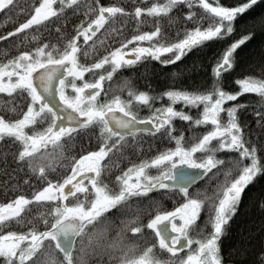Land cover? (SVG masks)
I'll use <instances>...</instances> for the list:
<instances>
[{
    "label": "snow or ice",
    "instance_id": "snow-or-ice-1",
    "mask_svg": "<svg viewBox=\"0 0 264 264\" xmlns=\"http://www.w3.org/2000/svg\"><path fill=\"white\" fill-rule=\"evenodd\" d=\"M256 9L261 10L258 18L249 15ZM0 10L14 12L19 20L0 35V41H14L17 51L0 62V93L19 97L15 107L0 114V140L14 137L18 142L12 154L23 177L19 184L32 188L31 194L21 190L0 202V264H84L86 250L110 252L115 264H234L231 254L227 261L222 255L221 238L238 213L246 189L264 180V141L247 139L241 122L243 110L248 108L264 129V0L234 4L152 0L148 6H141L140 0H59V7L54 0H26L23 5L19 0H0ZM81 12L68 28L69 19ZM241 16H247L250 30L224 45L212 63L211 85L170 86L156 93L151 85L148 90L138 89L125 77L121 87H127V98L104 89L105 78H112L125 65H135L148 56L163 65L179 64L182 57L206 43L234 36L235 21ZM149 19L152 29L141 30ZM117 21L119 27H111ZM131 25H135V34L124 38ZM173 26L176 35L170 34ZM43 31L47 34H41ZM113 35L122 42L105 45L104 39ZM253 41L259 49V74L238 78V91L226 90L222 74L236 71L239 56L245 54L241 49ZM93 44L100 45L103 55L95 58L94 53V62L81 63L78 53L83 50L87 55ZM109 65L110 70L105 71ZM95 70L100 74L84 80L85 73ZM180 72L174 70L173 76ZM246 92L258 94L259 100L236 102ZM162 97L168 103L153 106ZM176 101L182 102L179 110L173 107ZM201 104L197 115L183 109V105ZM142 105L148 107L147 115L134 110ZM174 117L188 121L189 129L207 126V122L211 126L186 138L183 130L177 134ZM26 126H32V131H26ZM143 134L159 137L161 147L152 155L141 153V158L135 153ZM165 141H174V146H165ZM76 142L80 148L65 156ZM49 144L53 152L38 151ZM221 150L238 155L220 156ZM113 157L126 160L127 166L113 163ZM105 160L109 162L102 163ZM177 164L181 165L178 169ZM58 165L57 178H53L50 170ZM213 177L216 184L211 185V192L207 185L194 189L197 181ZM154 190L171 195L174 206L160 210L158 202L150 199ZM5 193L7 197V189ZM258 199L264 212V183ZM145 201L155 207V214L148 207L145 215ZM33 204L45 208L32 212ZM205 210L201 224L198 218ZM116 217L120 218L115 225L119 231L105 244L103 238ZM160 221H168L171 231L162 229ZM21 225L22 230H17ZM146 230H154V237L142 250L123 242L125 233L138 238ZM243 240L241 235L230 252L239 251L241 264H264V237L252 261H248L249 248L241 244ZM156 245L167 250V259L153 255Z\"/></svg>",
    "mask_w": 264,
    "mask_h": 264
},
{
    "label": "trees",
    "instance_id": "trees-1",
    "mask_svg": "<svg viewBox=\"0 0 264 264\" xmlns=\"http://www.w3.org/2000/svg\"><path fill=\"white\" fill-rule=\"evenodd\" d=\"M21 5H23L26 0H19ZM28 3L31 0H27ZM128 2V0H125ZM152 0H140L141 6H148ZM210 3L214 2V0H209ZM221 3L225 4H234L236 2H243V0H220ZM54 4L59 7V0H54ZM203 11L202 8L199 9ZM259 9L253 10L252 13L249 15L253 16L254 18H258L260 15ZM77 14L76 17L69 19L68 21V28L72 27V24L76 22L79 15ZM247 16H241L235 21V35L230 36L228 39L223 41H212L206 43L204 47H201L198 51L193 50L190 54H186L185 57L181 58L179 64L173 62L172 65H163L160 61L152 58L145 57L141 61H139L135 65H125L122 69H117L113 73L112 78H105L103 84L104 89L110 90L113 94H122L127 98L128 90L127 87H121L123 83V78H128V81L131 85L135 86L138 89H145L148 90L147 86H152V91L159 93L165 90L167 87L176 86V87H191L196 85L207 86L211 85L212 83V63L215 62L216 57L220 54L221 50L223 49L224 45L230 42L231 39L238 38L239 35L244 34L245 30H250V26L246 23ZM19 22L18 19L15 17V13H5L3 11L0 12V35H2L5 31H10L11 27L14 26ZM63 24L65 21L61 19L59 21ZM120 21H117L115 25L111 27H119ZM183 22L180 23V27H183ZM191 26V25H190ZM135 25H131L125 35L124 38H127L128 35L135 34L132 31ZM152 29V21L151 19L148 22L144 23L141 26V30L149 31ZM41 34L46 35L47 32L43 31ZM170 34L176 35V28L173 26L170 30ZM32 33H29V39L31 38ZM53 35H56L53 32ZM82 39V38H81ZM113 40L120 41V37L113 35L112 39L105 38L103 43L105 45L113 44ZM34 46V45H33ZM20 50H24L21 48ZM111 51V48L107 49ZM95 58H99V56L103 55V49L98 44H93L92 48L88 51V54L85 55L84 51L81 50L78 53V59L81 63L85 62H94ZM241 53H245L239 56V63L236 65V71L232 72L231 70H225V73L222 74V86L225 87L226 90L229 91H238L239 85L236 83L238 78H241L244 75H257L260 71V62H259V49L256 41H253L251 44H246L243 49H241ZM16 45L14 41L3 40L0 41V62L3 60L10 58L12 55H16ZM164 58H167L165 56ZM195 58V60H194ZM181 68L184 69L183 72H180ZM105 71L110 70V65L104 69ZM180 72L179 76L174 77L173 71ZM100 70H95V72H88L84 74V80H93L94 76L99 75ZM78 83H83V80L77 78ZM103 91V89H102ZM16 99H19L17 97ZM16 99H12L9 94L0 93V114H4L7 110L12 109L16 106ZM99 99H103V95L99 96ZM259 100L258 94L255 93H242L241 97L237 98L236 102H255ZM161 102L168 103V99L162 97L161 100H154L153 106L159 105ZM228 102H225L227 105ZM173 107L177 108L178 110L182 107V102H175ZM202 110L203 105L193 106L189 108L187 105H183V109L189 112L190 115H197V108ZM255 103L251 104V108L255 109ZM140 115H147L149 109L146 105H142L138 107ZM22 114V111H21ZM12 118H16L15 113H12ZM226 118V113H225ZM241 122L244 123V127L242 131L246 134L247 139L255 140L256 142L264 141V129H261L257 123L256 119L253 115V111L245 108L243 110V114L241 115ZM173 123L175 128L177 129V134L180 130L185 132V137H189L190 135H195L197 133L202 134L203 131L207 130L210 126L209 124L206 125H193L191 129H189V122L182 120L180 117H174ZM43 124H38L37 127H43ZM26 131L31 132L32 126H26ZM98 132V128L96 130ZM86 143V141H85ZM95 144V141H93ZM11 144V147L9 146ZM18 142L15 141V138H4L0 140V202H6V198H13L15 194H20L21 190H23L24 194H31L32 188L26 185H20L19 180H22L23 177L19 172V164L14 159L12 154L13 148L17 146ZM165 146H174V141L169 143L165 141ZM161 147L160 138L156 137L153 139L152 134H143L141 137V146L139 151L135 153V155L140 156L143 158L141 153L152 155L154 154L155 150ZM80 148V142H76L72 145V151H66L65 156H71ZM47 150L48 152H53L52 145H46L38 149L40 152H44ZM125 156L128 155L126 152ZM218 155L224 157H231L237 156L238 153L229 150H221ZM36 159H40L37 157ZM109 161L105 160L102 163H108ZM113 163H118L119 166L126 167L127 161L124 159H118L117 157H113ZM63 163V161H61ZM225 168L228 167L227 160L224 161ZM59 170V165L57 169L50 170L53 172V178H57L55 175L56 171ZM70 167L67 171H70ZM153 172L155 169L152 170ZM111 174H115V167L112 168ZM109 172H105V176L107 177ZM59 178H62L60 176ZM223 178V174L221 172V179ZM33 179H36L35 177ZM264 183V180L257 181L255 185L248 187L244 193V200L239 206V211L235 215V218L231 220L227 228V234L223 235L221 240V248H222V255L226 258L229 257L231 254V258L234 264H241V257L239 251L230 252L231 249L237 246V242L241 235L244 236V240L241 241V244H245L249 248V255L248 261H252L256 259V252L254 251L259 247V243L262 237H264V212L260 210L259 207V193L261 192V184ZM216 184V179L213 177L210 180L205 181L204 187L207 185V190L209 192L212 191L211 185ZM203 187V188H204ZM202 188V187H200ZM5 189H7V197L5 193ZM162 197V198H161ZM150 199H154L158 202L160 206V210H170L174 204L175 200L172 196H153ZM148 207L153 208V214H155V207L149 205L147 201L144 202V211L145 215L147 212ZM45 205L33 204L31 207L32 212L42 211L44 210ZM113 213L109 212V216H112ZM207 215V211L205 210L200 216L199 220L201 224L204 223L205 216ZM120 221L119 217H116L115 224L112 230L105 234L103 238V243H111V241L116 238L117 231H119L118 225ZM15 223V222H13ZM145 227H146V219L144 220ZM0 227H3L0 225ZM17 230H22V225L17 226ZM125 235V240L123 241L125 244H135L139 250H142L144 246H146V239L145 237L152 236L151 230H146L143 235L138 238H134L129 236L127 233ZM163 252V251H160ZM158 253L154 251L153 254ZM111 256V260H110ZM158 258L157 256H155ZM168 257V256H167ZM167 259V258H166ZM84 264H115V255L110 252H103V253H94L91 251L86 250L84 253ZM245 264H248L246 261Z\"/></svg>",
    "mask_w": 264,
    "mask_h": 264
},
{
    "label": "flooded vegetation",
    "instance_id": "flooded-vegetation-1",
    "mask_svg": "<svg viewBox=\"0 0 264 264\" xmlns=\"http://www.w3.org/2000/svg\"><path fill=\"white\" fill-rule=\"evenodd\" d=\"M145 43H147V42H145ZM134 46V45H133ZM161 56H162V58H164L165 56H167V54H161ZM148 58H152V59H155V58H153V57H150V56H148ZM166 99H168L167 97H165ZM177 102H181V101H177ZM207 124H209L210 126H211V122H207ZM209 126V127H210ZM208 127V128H209ZM208 128H207V130H208ZM206 131V130H205ZM203 133V132H202ZM177 159H179L178 157H177ZM152 174H155V171L153 172L152 171ZM205 181L206 180H204L203 178L201 179V180H199V181H197L196 183H195V185H194V189H198V188H200V187H204V185H205ZM163 194L162 193H160V192H158V191H153V193H152V196L151 197H153V196H162ZM169 196H171V195H169ZM162 198V197H161ZM199 219V218H198ZM200 221V220H199ZM201 223V222H200ZM170 230H171V228H170ZM152 231V236H149V237H145V239H146V241L145 242H151L152 241V238L154 237V230H151ZM145 247V246H144ZM154 251H157L158 253H155V254H153L154 256H157L159 259H166V258H168L167 256L169 255V254H167V250H160L159 249V246L158 245H156V247H155V249H154ZM160 251H163V252H160ZM182 252H185V254H186V251L185 250H183L182 249Z\"/></svg>",
    "mask_w": 264,
    "mask_h": 264
},
{
    "label": "water",
    "instance_id": "water-1",
    "mask_svg": "<svg viewBox=\"0 0 264 264\" xmlns=\"http://www.w3.org/2000/svg\"><path fill=\"white\" fill-rule=\"evenodd\" d=\"M0 11H1V10H0ZM85 91L87 92V91H90V90L86 89ZM57 99H58V97H57ZM117 114H119V111H118V110H117ZM175 167L178 169V168L181 167V165L177 164ZM183 167H184V168H188L187 165H183ZM67 187H68V186H66V188H67ZM159 226H160L162 229H163V228H167L168 231H171V230H170V224H169L168 221H160V222H159Z\"/></svg>",
    "mask_w": 264,
    "mask_h": 264
},
{
    "label": "bare ground",
    "instance_id": "bare-ground-1",
    "mask_svg": "<svg viewBox=\"0 0 264 264\" xmlns=\"http://www.w3.org/2000/svg\"><path fill=\"white\" fill-rule=\"evenodd\" d=\"M1 11H2V10H1ZM1 11H0V12H1Z\"/></svg>",
    "mask_w": 264,
    "mask_h": 264
},
{
    "label": "rangeland",
    "instance_id": "rangeland-1",
    "mask_svg": "<svg viewBox=\"0 0 264 264\" xmlns=\"http://www.w3.org/2000/svg\"><path fill=\"white\" fill-rule=\"evenodd\" d=\"M69 91H71V90H69Z\"/></svg>",
    "mask_w": 264,
    "mask_h": 264
}]
</instances>
